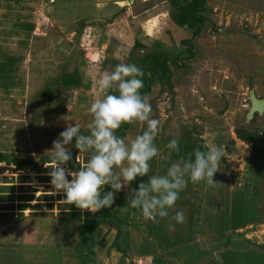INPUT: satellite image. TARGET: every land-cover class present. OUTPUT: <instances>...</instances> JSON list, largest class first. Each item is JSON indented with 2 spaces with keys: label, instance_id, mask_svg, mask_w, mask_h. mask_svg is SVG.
Returning <instances> with one entry per match:
<instances>
[{
  "label": "rangeland",
  "instance_id": "rangeland-1",
  "mask_svg": "<svg viewBox=\"0 0 264 264\" xmlns=\"http://www.w3.org/2000/svg\"><path fill=\"white\" fill-rule=\"evenodd\" d=\"M167 1L131 6L128 18H137L124 23L122 46L109 52L102 67L87 38L75 32L81 23H49L46 17L52 9L45 0H0V63L6 68L11 62L9 79L5 72L0 74V154L35 163L23 171L0 165V264H80L76 225L88 217L87 211L97 209L89 203L92 193L101 191L110 178L123 194L130 193L125 175L131 183L143 182V189L138 216H129L124 207L118 211L123 220L118 224L119 242L128 236L134 251L155 255L163 242H158L161 237L153 227L164 222L161 207L168 201L157 189L163 177L170 176L167 141L182 135L184 127L192 130L200 149L192 183L185 184L183 193L194 211L189 239L196 249L209 251L229 235L230 243L239 245L230 253L226 245L219 246L218 251L226 252L216 256L219 264H264V247L249 243L260 239L255 222L264 215V110L243 123L248 90L264 97V0H205L212 24L195 36L193 46L194 28L171 22ZM25 22L34 26L29 32L22 29ZM134 41L141 47L132 49ZM153 49L179 51L177 65L185 72L173 77L170 87H153L138 104L132 125L118 141L115 159L108 151L114 125H104L102 116L116 102L131 68L130 56ZM189 54V59L181 58ZM73 69L80 85L64 90L58 76ZM247 126L255 130L248 142L235 134L236 128ZM102 156L109 160L99 179L94 170ZM23 196L29 200H20ZM110 198L112 208H118L114 195ZM244 222L253 225L216 236L223 226ZM133 223L141 224V237ZM114 226L108 220L91 234L84 232L93 248L85 264L118 262V253L106 247ZM208 227L214 230L208 232ZM129 253L122 264H133L131 247ZM201 264L216 261L209 257Z\"/></svg>",
  "mask_w": 264,
  "mask_h": 264
},
{
  "label": "trees",
  "instance_id": "trees-1",
  "mask_svg": "<svg viewBox=\"0 0 264 264\" xmlns=\"http://www.w3.org/2000/svg\"><path fill=\"white\" fill-rule=\"evenodd\" d=\"M168 18L176 27L187 26L189 28H194L191 32L190 45L193 46V39L200 31L206 27V25L212 24L209 16H207V9L205 6V0H168ZM23 31L29 32L34 27L32 23L25 22L21 24ZM188 40V41H189ZM190 46V47H191ZM141 47L138 41H134L132 44V49ZM190 48L187 52H190ZM179 51H175L172 54H166L164 52H159L158 50H151L140 56H130L129 65L131 68L127 71L125 78L123 80L122 86L117 90L118 96L116 97V102L112 104L107 113L102 116V122L104 125H114L113 133L109 137L108 151L109 154H113V158H117L120 154V148L118 141L124 136L125 131L130 128L132 122L134 121V115L136 113V107L138 104L143 102V99L147 97L152 88L155 86L170 87L174 82L173 77L178 76L185 72L184 69H180L177 65V60L179 57ZM191 55L186 57H181L182 59H189ZM2 62L0 63V74L4 73L6 80L9 79L8 71L11 68V62L6 63V68ZM59 77V83L62 89L68 90L71 88H76L80 85V77L76 70H71L69 72H61ZM172 79V80H171ZM6 86V84H4ZM249 126V125H248ZM244 127L236 128L235 134L237 138L243 141H251L255 134V130H250ZM179 132H183L182 135L178 133L176 136L171 137L167 141V155L168 162L166 163V170L170 176L163 177L159 182L157 189L161 193H165L168 197V201L162 205V213L164 214V222L156 224L153 229L156 234H160L161 240L158 242H163L162 247L159 250L167 249L170 246L187 241L190 237L189 221L193 218V208L192 204L184 201L183 193L185 192V184L192 183L193 176V166L198 151L200 150L196 137L192 134V130L188 127L182 128ZM5 155L0 154V162L3 164H12L13 169L16 171H23L27 169H32L35 165L29 158L9 160L6 159ZM109 160L108 157L98 158V163L95 166V173L99 179L105 172L106 162ZM73 163V159L71 164ZM115 161L111 160L110 169L113 171V164ZM137 164H144V160H138ZM184 168L179 171V168ZM137 174V173H136ZM178 178L177 184L173 185L174 178ZM126 183L130 186L131 190L128 194H123L122 191L116 188L115 180L110 178L105 179V185L101 191L93 192L91 198L89 199L90 205L96 206L95 211H87L88 219L86 217L82 218V221L76 225V231L79 237L76 245L78 247V257L80 259V264H85L88 259V255L92 254L93 248L90 242H86L84 238V232H90L97 228L98 224L104 223L111 220L113 225H115V234L112 239L111 246L116 249H120L124 253L125 249H129L135 253V255H145L149 254L141 251H134L133 245L129 244L128 236L122 242H119L120 234L118 224L122 223L118 217V211L121 207H124L126 214L132 217L138 216L139 206L141 205V194L143 189V182L136 183L133 181L131 183V178L129 175H125ZM104 180H102L103 182ZM156 189V191H157ZM114 195V199L118 204V208L114 209L111 206L110 196ZM28 196H23L22 201L29 200L24 199ZM175 205L177 207H175ZM76 205H73V207ZM138 208V209H137ZM160 208V209H161ZM137 209V210H136ZM131 214V215H130ZM149 216H151L149 214ZM165 219L170 220L166 221ZM166 222L169 225H166ZM243 223H231L229 227L231 229L238 228ZM134 228L138 237H141L142 227L141 224H131ZM171 227V228H170ZM226 225V228H229ZM137 237V239H138ZM159 243V244H160ZM110 246V247H111ZM129 246V247H128ZM264 247V246H263ZM86 253V254H85ZM224 253H221V258ZM225 260L226 257L224 258ZM156 262L158 264H172L169 261H164L160 257L157 258ZM219 263V261H218ZM233 263V262H231Z\"/></svg>",
  "mask_w": 264,
  "mask_h": 264
},
{
  "label": "crops",
  "instance_id": "crops-1",
  "mask_svg": "<svg viewBox=\"0 0 264 264\" xmlns=\"http://www.w3.org/2000/svg\"><path fill=\"white\" fill-rule=\"evenodd\" d=\"M145 1L146 0H55V2L50 5L52 13L49 17H45L49 23H53L57 27H64L77 22L81 23L80 28L78 27L75 31L76 34L79 35L81 39L87 38L86 42L89 44V48L94 50L91 51V54H94L98 64H101L102 67H104L105 62L103 60L110 57L109 52L114 49L115 52H117L122 46L119 38L122 35L121 28L124 27V23L137 18L136 16L134 17L131 15V19H129L128 13L126 12L128 10L130 11L131 6L133 5L139 4L140 6H144ZM129 2L131 5L128 4ZM72 33H74V31H72ZM72 33L70 32L69 34ZM111 59L114 61V58ZM0 165H2L1 162ZM198 219L199 217L195 220V223ZM255 223L254 224L258 225L259 228H257L254 233H257L256 235H258L260 239L256 241V243L249 242L246 239L241 241H244L245 243L249 242L251 245L259 248L264 246V215L262 219ZM252 225L253 223L244 222L238 228L232 230H226V226H223L221 231L216 232V236H219L221 233L224 234L226 231H237L243 227H251ZM212 229L213 228L208 227V232ZM112 239L113 237L106 246L107 251L118 253V262H116V264H122V260L126 259V257L128 258L130 248L125 249L124 253H122L120 249L111 246ZM197 239L198 238H196V241ZM223 240L224 244H217L216 248L213 247L214 249L211 248L207 251L199 248L196 249V243L192 242V239H188L182 243L170 246L167 249H158L155 255H153V253L132 255L130 261H132L133 264H146L147 261H150L151 264H158L159 262L157 263L156 260L160 257L165 262L169 261L170 263H172L173 260H176L180 264H201L202 261L211 257L213 261H216V264H219V259H216V256L218 258V255H221V253L226 255L225 251H229V253L235 252L236 249H234L233 246L239 245V242L237 244L234 242L230 243L229 235L227 237L224 236ZM221 245L227 246L225 251H218V248ZM183 247L184 250L179 252ZM225 257L228 259V256Z\"/></svg>",
  "mask_w": 264,
  "mask_h": 264
},
{
  "label": "water",
  "instance_id": "water-1",
  "mask_svg": "<svg viewBox=\"0 0 264 264\" xmlns=\"http://www.w3.org/2000/svg\"><path fill=\"white\" fill-rule=\"evenodd\" d=\"M249 105L243 116V123H248L254 114L261 115L264 110V97L257 98L252 89L247 93Z\"/></svg>",
  "mask_w": 264,
  "mask_h": 264
},
{
  "label": "built area",
  "instance_id": "built-area-1",
  "mask_svg": "<svg viewBox=\"0 0 264 264\" xmlns=\"http://www.w3.org/2000/svg\"><path fill=\"white\" fill-rule=\"evenodd\" d=\"M45 1H46L47 4H53L55 2V0H45ZM176 184H177V181L174 182V185H176ZM146 263L147 264H151L150 261H147Z\"/></svg>",
  "mask_w": 264,
  "mask_h": 264
}]
</instances>
